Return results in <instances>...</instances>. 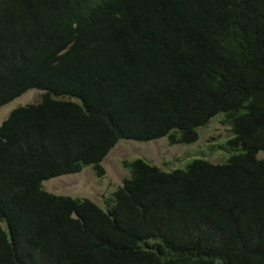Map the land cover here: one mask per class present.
<instances>
[{
  "label": "trees",
  "instance_id": "1",
  "mask_svg": "<svg viewBox=\"0 0 264 264\" xmlns=\"http://www.w3.org/2000/svg\"><path fill=\"white\" fill-rule=\"evenodd\" d=\"M30 89L0 125V264H264V0H0V107ZM221 113L224 162L125 161L107 209L43 187Z\"/></svg>",
  "mask_w": 264,
  "mask_h": 264
},
{
  "label": "rangeland",
  "instance_id": "2",
  "mask_svg": "<svg viewBox=\"0 0 264 264\" xmlns=\"http://www.w3.org/2000/svg\"><path fill=\"white\" fill-rule=\"evenodd\" d=\"M41 93L39 89H30L1 106L0 125L13 109L38 103ZM229 137L230 126L221 113L213 116L205 126L199 128V138L193 143H171L168 136L147 142L122 139L101 162L102 174L90 165L78 173L47 179L43 181V187L56 195L89 198L107 209L111 205L113 193L129 176L125 161L144 159L165 171L184 169L196 159L220 163L226 161L231 153L228 147Z\"/></svg>",
  "mask_w": 264,
  "mask_h": 264
}]
</instances>
